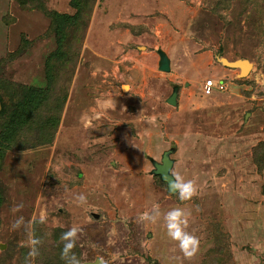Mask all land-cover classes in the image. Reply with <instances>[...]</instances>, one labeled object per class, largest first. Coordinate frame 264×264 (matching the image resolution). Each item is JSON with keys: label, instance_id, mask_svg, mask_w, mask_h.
<instances>
[{"label": "rangeland", "instance_id": "obj_1", "mask_svg": "<svg viewBox=\"0 0 264 264\" xmlns=\"http://www.w3.org/2000/svg\"><path fill=\"white\" fill-rule=\"evenodd\" d=\"M85 3L58 41L48 13H75L72 0H0V109L10 114L27 88L45 91L19 111L25 122L11 141L0 117V141H10L0 158V264L65 263L61 234L73 227L81 263L264 264V164L253 152L262 143L264 156V0ZM158 48L170 71L157 69ZM220 57L252 68L241 78ZM209 79L226 88L206 93ZM172 147L171 172L195 187L186 200L151 173L148 158ZM154 207L152 224L144 214ZM176 207L199 238L190 257L164 225Z\"/></svg>", "mask_w": 264, "mask_h": 264}, {"label": "clouds", "instance_id": "obj_2", "mask_svg": "<svg viewBox=\"0 0 264 264\" xmlns=\"http://www.w3.org/2000/svg\"><path fill=\"white\" fill-rule=\"evenodd\" d=\"M169 189L171 191L177 192L180 200H186L190 198L195 192V187L193 181L182 180L179 176H175L169 182ZM78 200L83 202L86 197L83 193L78 194ZM23 204H17L15 209H20ZM187 213L184 209L176 207L168 210L163 214L164 225L167 229V235L174 241L178 242V247L186 257L192 256L199 246V238L186 230L187 226ZM161 216L160 209L154 207L150 213L144 214V219L152 224H155L158 218ZM41 222L43 217L40 218ZM24 223V218L22 216L16 218L13 222L12 227H20ZM25 229H27V224H25ZM78 229L76 227L70 228L61 234V239L64 241L63 247L61 249V258L65 261V264H81V260L78 258L76 253L72 251L75 246ZM39 238L32 237L30 240V247L28 256L35 257L38 255L39 249Z\"/></svg>", "mask_w": 264, "mask_h": 264}, {"label": "trees", "instance_id": "obj_3", "mask_svg": "<svg viewBox=\"0 0 264 264\" xmlns=\"http://www.w3.org/2000/svg\"><path fill=\"white\" fill-rule=\"evenodd\" d=\"M86 0H72L73 6L76 8V12L73 14H69V13H61V12H50L48 13L51 19V22L53 23V27H54V32L55 35H57L58 41H60V39L63 38V36H65L66 30L69 27H74L75 24L77 25L78 21L82 18L81 16V12L83 7H86V5L88 3H85ZM58 52L60 53L61 56H59L60 59H63L65 56V53L62 51V45L59 46L58 48ZM49 60V58L47 59ZM50 61L46 62V66L48 68L49 67H54L56 65V63H49ZM47 71V75H50L49 73V69L46 70ZM45 94L44 89H42L41 87H31V88H27L26 92L24 94V100L23 101H16L13 110L10 112V114L8 113L7 107L4 106L3 102L1 101V109H0V117H2L3 120H7L6 124H4V128H5V139H9L10 141L12 140V138L15 136L16 131L23 126V123L25 122V118L23 117V115L21 114L22 111L25 109L28 110L31 109L32 106L37 105L38 104V100H40V98ZM1 99V98H0ZM21 113H20V112ZM10 141L9 143L3 144L0 141V158L3 157V154L5 153V151L7 149L10 148ZM262 143H259L257 146L254 147L253 152H254V156H255V163L258 164V167H262V165L264 164V156L262 154V157L259 156L258 151L260 149V147H262ZM158 176V175H156ZM160 181L165 184L164 181H162L160 179ZM2 201V197H1V192H0V204ZM61 264H65L63 263V261L61 260Z\"/></svg>", "mask_w": 264, "mask_h": 264}, {"label": "water", "instance_id": "obj_4", "mask_svg": "<svg viewBox=\"0 0 264 264\" xmlns=\"http://www.w3.org/2000/svg\"><path fill=\"white\" fill-rule=\"evenodd\" d=\"M158 54V63H157V69L160 71H170V58L169 56L163 51L161 48H158L156 50ZM220 62L223 65L229 66V67H235L237 66L239 69L238 75L239 77L243 78L248 75L250 72V69L252 68V63L246 59V58H238L235 60H228L225 57L219 58ZM179 84L174 83L171 85V92L169 96L166 98V102L170 105H176L177 102V94H178ZM174 151V148L166 149L162 152L160 160H156L153 157H149L152 164L151 173L154 175H158L162 181L166 183L167 189L170 193H174V191H171L169 189V182L174 179V175L171 172L174 159L171 157V153ZM0 248H3L2 245H0ZM81 264H102V261L100 258H96L93 261H84Z\"/></svg>", "mask_w": 264, "mask_h": 264}, {"label": "built area", "instance_id": "obj_5", "mask_svg": "<svg viewBox=\"0 0 264 264\" xmlns=\"http://www.w3.org/2000/svg\"><path fill=\"white\" fill-rule=\"evenodd\" d=\"M205 92L210 93L213 88H216L217 90H224L226 88V84L222 79H209L206 81L205 85Z\"/></svg>", "mask_w": 264, "mask_h": 264}, {"label": "crops", "instance_id": "obj_6", "mask_svg": "<svg viewBox=\"0 0 264 264\" xmlns=\"http://www.w3.org/2000/svg\"><path fill=\"white\" fill-rule=\"evenodd\" d=\"M216 80V79H215ZM215 90H217V89H215ZM221 91V90H220Z\"/></svg>", "mask_w": 264, "mask_h": 264}]
</instances>
